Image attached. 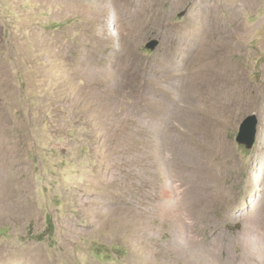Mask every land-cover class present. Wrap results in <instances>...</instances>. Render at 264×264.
Wrapping results in <instances>:
<instances>
[{
    "label": "rangeland",
    "instance_id": "obj_1",
    "mask_svg": "<svg viewBox=\"0 0 264 264\" xmlns=\"http://www.w3.org/2000/svg\"><path fill=\"white\" fill-rule=\"evenodd\" d=\"M0 155V264H264V0H0Z\"/></svg>",
    "mask_w": 264,
    "mask_h": 264
},
{
    "label": "bare ground",
    "instance_id": "obj_2",
    "mask_svg": "<svg viewBox=\"0 0 264 264\" xmlns=\"http://www.w3.org/2000/svg\"><path fill=\"white\" fill-rule=\"evenodd\" d=\"M197 36H198V38H197ZM197 36H196V41H195L194 38L191 39V44H192V47H193V49L195 51L201 45V44L199 45L200 40H197V39H202L201 35L197 34ZM219 42L223 46L224 43H222V39H220ZM200 62L201 61H199V63ZM194 63H196V62H194ZM203 63L204 62H202V64L200 63L198 66H195L197 68H195V67L194 68H195L196 71H202V76H204L205 79H206L205 93H210L211 92L213 96H216L217 98H220L224 94H227L228 91H229V94H234V97L236 98V96L239 94L238 92L240 91V88H242V87L239 84V81H238V79L236 77L237 75L235 76V70L232 67L230 68L227 65L228 62L226 63L225 57H223L222 55H218V56H214V57H210L209 56V57L206 58L204 65H203ZM225 72H228V74H231L230 76L234 80L236 79L235 82H231L230 83L229 87L227 86L228 88L225 87V86H221L220 85L221 83L218 82L219 81L218 76H221L220 74H222V73L224 74ZM200 74H198V75H200ZM5 90H6V88H5ZM240 93H241V91H240ZM24 147L26 149H28V147H26V145ZM22 152H23V150H22ZM1 156H3V155H0V170H1L2 160H3V157H1ZM19 166H21V169L22 170L26 169L25 163L23 161H20L19 162ZM196 185H197L196 183H191V182H189L187 184L188 199L191 200V204L188 201L185 202V205L191 206V208H193L194 205H195V208L194 209H198V207H199L198 206V203H200L202 200H205V195H203L204 192L198 186H196ZM217 196H219V195H217ZM6 201H8V200H6ZM199 209H200V207H199ZM199 209H198V211L196 213L194 212L195 216H198L199 215Z\"/></svg>",
    "mask_w": 264,
    "mask_h": 264
},
{
    "label": "water",
    "instance_id": "obj_3",
    "mask_svg": "<svg viewBox=\"0 0 264 264\" xmlns=\"http://www.w3.org/2000/svg\"><path fill=\"white\" fill-rule=\"evenodd\" d=\"M157 45L158 41L153 40L146 45V48L149 50H154ZM257 122V118L254 114L247 116L240 125L236 141L238 143H245L250 147L253 146L257 134Z\"/></svg>",
    "mask_w": 264,
    "mask_h": 264
}]
</instances>
